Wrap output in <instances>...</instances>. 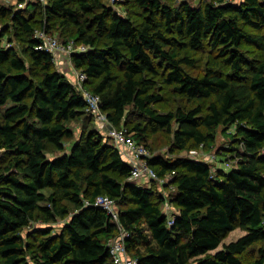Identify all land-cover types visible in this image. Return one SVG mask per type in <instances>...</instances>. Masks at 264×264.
<instances>
[{"label":"trees","instance_id":"16d2710c","mask_svg":"<svg viewBox=\"0 0 264 264\" xmlns=\"http://www.w3.org/2000/svg\"><path fill=\"white\" fill-rule=\"evenodd\" d=\"M128 1L134 11L126 17L103 0H33L22 10L0 4L25 56L0 46V264H112L108 240L118 227L94 205L100 195L116 201L139 264H264V0H184L178 9L162 0ZM58 27L72 32L67 40L58 34L62 42L89 47L72 59L115 127L150 151L148 134L165 129L172 150L183 152L211 147L219 127L235 126L229 134L243 147L236 166L214 174L199 159L151 157L158 177L176 185L167 198L156 194L158 180L150 188L131 181L120 149L95 129L66 152L74 136L66 123L92 114L53 55L37 50L36 30ZM207 45L211 62L191 75L185 67L195 60L183 51ZM157 78L200 103L157 112ZM166 203L177 210L164 212ZM33 222L42 227L31 246L23 233ZM236 229L245 234L224 242ZM252 248L255 255L243 257Z\"/></svg>","mask_w":264,"mask_h":264},{"label":"rangeland","instance_id":"374dc122","mask_svg":"<svg viewBox=\"0 0 264 264\" xmlns=\"http://www.w3.org/2000/svg\"><path fill=\"white\" fill-rule=\"evenodd\" d=\"M33 0H0V4L11 7L16 10L25 9L29 4H31ZM190 2L194 6H199L202 3L209 2L210 0H185ZM104 4L114 10L116 13L121 14L123 17H126L131 11H134V7L131 6L128 0H103ZM165 4H172L174 5L175 9H178L180 4L184 2V0H162ZM55 32L52 31V35L57 36L60 34L62 36L61 39L67 40L69 39V30L60 29V27L55 28ZM16 29L13 26V23L10 17L1 18L0 17V34H3V37H0V46L6 48H13L17 51L18 55L25 58L23 53V44L19 41L18 35H16ZM55 33V34H54ZM63 33V34H62ZM74 33V32H73ZM2 36V35H0ZM59 38V37H58ZM59 38V39H60ZM71 38V37H70ZM60 39V40H61ZM244 50L252 49L249 45L243 46ZM184 53L188 54L191 58L195 60V64L193 66H186V71L191 75L198 76L204 73L207 65L211 62L212 55H211V48L207 45L203 49L198 50H184ZM215 54V53H214ZM55 59V58H54ZM54 66L57 70L67 74L68 77L72 79V82H75L77 87H81V84H77V74L81 71L75 62L73 61L72 57L66 56L64 58H57L54 62ZM115 71H119L118 67H114ZM72 75V76H70ZM157 80V86L155 92L162 97V100L159 102H155L151 104V107L154 108L159 113H167L169 111H175L177 108H185L190 109L197 104L200 103L198 100L189 101L188 99L182 97L181 95L177 94L173 86L166 85L163 83L161 79ZM76 88V87H75ZM80 90V89H79ZM81 92V91H80ZM103 114L106 113L103 111ZM134 123L141 122L144 126L146 124L145 120H140L137 116H134ZM67 127H69L73 132L74 136L72 138L65 140V150L66 152H70L73 145L79 142L82 139V135L85 129H95L103 136V140L109 144L113 145L114 141L111 138V129L114 125L108 121V119L103 120L96 115H92L91 118H87L83 116L78 120H70L66 123ZM227 134H226V133ZM229 133H235V126H231L226 131L223 127L218 128L217 137L215 142L211 147L206 146H197L192 148L188 151L177 152L173 151V134L167 132V130L163 129L157 133H149L148 134V144L151 148L152 157H163L165 160L172 161L178 157L184 158H194L202 160L208 164H210L212 168V172L216 174L217 170L219 169L220 164L226 168L227 171L234 168L239 160V152L243 151V147L241 144L237 143L235 139L231 137ZM51 152L54 154L60 153L55 148L51 149ZM0 163L3 164L4 162V149L0 147ZM171 177L161 179L157 183H154V188L156 194H161L164 197H171L175 195L176 192V185H171L170 179ZM133 181V180H132ZM137 180H135L136 182ZM140 181V180H139ZM139 186L149 187L150 180L147 182H137ZM46 194H49L50 191L48 189L45 190ZM170 208L173 211L177 210L175 206L170 204L162 205V208ZM41 223L33 222L31 226H29L23 233L24 240L26 243L30 244L31 246L35 244L37 237L36 231L41 228ZM57 230V229H56ZM147 235L150 237V234L146 231ZM244 232L240 229H236L229 233L224 242H231L237 240L240 236H242ZM32 236V237H31ZM254 252L256 253L255 249H249L243 257L251 258L250 254ZM254 257V256H253ZM191 264H199L197 261H192Z\"/></svg>","mask_w":264,"mask_h":264},{"label":"built area","instance_id":"2783aa9c","mask_svg":"<svg viewBox=\"0 0 264 264\" xmlns=\"http://www.w3.org/2000/svg\"><path fill=\"white\" fill-rule=\"evenodd\" d=\"M39 1L42 3L47 2V0ZM35 38L39 40L37 50L52 54L54 58L57 53L73 57L74 54L86 52L89 48L85 44H77L74 40L62 42L57 36L43 29L36 30ZM87 80V74L81 70L77 74V84H81V87H77L78 85L76 86V84L74 86L79 92L81 91L87 104V112L107 120V115L103 114L101 108V96L85 86ZM110 135L118 145L122 146V152H124L125 159L131 167L130 180H161L155 169L149 164L148 160L152 157V152L148 147L136 142L126 129L113 126ZM94 205L106 211L118 227V234L108 240V248L113 259L112 264H139L138 259L129 254L127 241L130 237V232L123 227L120 221V211L116 201L108 195H100L94 201ZM164 212L167 213L168 208ZM173 224L174 219L171 217L168 220V225L172 226Z\"/></svg>","mask_w":264,"mask_h":264},{"label":"crops","instance_id":"0c3cea01","mask_svg":"<svg viewBox=\"0 0 264 264\" xmlns=\"http://www.w3.org/2000/svg\"><path fill=\"white\" fill-rule=\"evenodd\" d=\"M59 57L60 58H64V57H66V55H64V54H61V53H57L56 54V56H55V61H56V59L58 58L59 59ZM66 76H67V78L72 82V79H73V77H72V79L70 78V77H68V75L67 74H65ZM70 76H72V75H70ZM73 84H75V82H72ZM112 124V123H111ZM113 125V124H112ZM113 140V139H112ZM114 141V140H113ZM112 146H115V147H117L118 149H120V151L122 152V146H120V145H118L115 141H114V144L112 145ZM124 152H122V154H123ZM124 155V157H125V154H123ZM202 161V160H201ZM127 162V161H126ZM219 169H223L224 171H227L226 170V168L224 167V166H222L221 164H220V166H219ZM147 180L148 179H143V180H137L136 182H135V180L133 181L137 186H139L138 185V183L137 182H147ZM132 181V180H131ZM151 185H152V182H151V180H150V186L149 187H143V186H139V187H143V188H150L151 187ZM174 209V208H173ZM173 209H171V210H173ZM166 210V208H164V211ZM168 211H169V208H168ZM242 231V230H241ZM148 233H149V231H147ZM242 232H244V231H242ZM150 234V233H149ZM244 234H245V232H244ZM243 234V235H244ZM241 237V236H240ZM227 243H229V242H227Z\"/></svg>","mask_w":264,"mask_h":264},{"label":"bare ground","instance_id":"6f19581e","mask_svg":"<svg viewBox=\"0 0 264 264\" xmlns=\"http://www.w3.org/2000/svg\"><path fill=\"white\" fill-rule=\"evenodd\" d=\"M1 158V157H0Z\"/></svg>","mask_w":264,"mask_h":264}]
</instances>
